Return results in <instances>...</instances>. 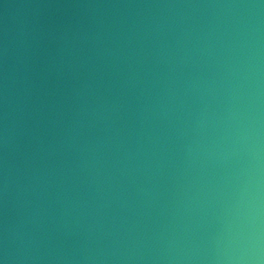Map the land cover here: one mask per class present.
<instances>
[{"label":"clouds","instance_id":"9594fccd","mask_svg":"<svg viewBox=\"0 0 264 264\" xmlns=\"http://www.w3.org/2000/svg\"><path fill=\"white\" fill-rule=\"evenodd\" d=\"M0 6V264H264V0Z\"/></svg>","mask_w":264,"mask_h":264},{"label":"water","instance_id":"95a60500","mask_svg":"<svg viewBox=\"0 0 264 264\" xmlns=\"http://www.w3.org/2000/svg\"><path fill=\"white\" fill-rule=\"evenodd\" d=\"M6 2L13 3V4H19V3L25 2V0H6ZM27 11L28 10H26V9L13 8V9H9V15L12 18L20 19L23 16V14L26 13ZM3 12H4L3 7L0 6V15H2Z\"/></svg>","mask_w":264,"mask_h":264}]
</instances>
